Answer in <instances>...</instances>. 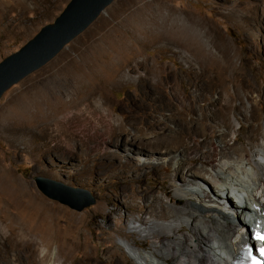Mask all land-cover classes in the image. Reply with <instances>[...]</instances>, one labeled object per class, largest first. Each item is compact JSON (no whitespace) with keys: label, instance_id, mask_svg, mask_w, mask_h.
Segmentation results:
<instances>
[{"label":"rangeland","instance_id":"374dc122","mask_svg":"<svg viewBox=\"0 0 264 264\" xmlns=\"http://www.w3.org/2000/svg\"><path fill=\"white\" fill-rule=\"evenodd\" d=\"M70 1L12 0L5 5L0 0V63L54 23ZM258 19L264 20V0H115L55 59L12 87L0 100V176L25 191L0 196L6 213V218H0V249L6 252L0 264H14L15 255L22 264H44L37 249L41 238L50 241L52 248L60 245L58 240L64 241L68 257L58 258V264H106L102 251L94 254L93 247L119 246L132 235L129 221L143 215L130 208L143 207L141 195L134 202L130 197L144 190L166 198L163 187L174 194L169 189L171 174L176 170V180L181 181L182 156L164 155L169 172H152L158 157L133 147L130 137L112 144L111 126L122 124L129 134L137 135L153 123L159 129L169 126L188 132L193 130L194 113L202 116L204 112L211 126L207 141L213 145L220 130L213 115L226 126L238 120L237 134L230 139L238 147L253 129L245 114L256 116L264 130V26L257 27ZM219 34L231 45L228 55L217 41ZM91 56L101 59L89 66ZM67 64L76 79L69 90L82 91L65 95L59 102L44 100L47 133L54 138L59 135L45 144L40 137L33 138L37 126L30 123L25 106L21 107L26 104L24 94L31 80L47 78L67 69ZM89 90L97 92L91 104L83 99ZM70 103L76 105L56 118L52 115V109ZM225 103H229L227 110L219 111ZM54 119L62 123L60 131ZM197 120L198 129L204 131V123ZM207 141L198 137L186 144L203 147ZM174 157L173 165L169 160ZM201 162L191 161L192 165ZM122 165L125 170L119 169ZM37 178L78 191L79 195L52 187L55 194L73 198L77 204L89 198L95 204L81 211L72 209L46 196ZM31 190L75 215L74 226L67 227V213H61L58 236V229L46 224L35 209L26 207L17 213L12 208L15 199L29 203ZM24 228L30 233L27 238L21 236Z\"/></svg>","mask_w":264,"mask_h":264},{"label":"bare ground","instance_id":"6f19581e","mask_svg":"<svg viewBox=\"0 0 264 264\" xmlns=\"http://www.w3.org/2000/svg\"><path fill=\"white\" fill-rule=\"evenodd\" d=\"M1 1L5 5L12 4V0ZM20 6L22 10L26 9L23 3H20ZM11 7L14 6L11 5ZM256 25L262 28L264 20L258 19ZM217 37L220 47H224L228 55L231 50L230 43L220 34ZM98 58L101 59V56H91L87 58L86 64L92 66ZM70 67L67 64V69L64 67L47 78L39 77V79L31 80L24 94L26 104H22L21 107L25 106L24 111L30 115V123L37 126V133L34 132L33 138L40 137L45 144L56 141L55 138L59 135L54 138L47 133L49 125L46 124L48 115L43 108L44 100L48 99L49 103L59 102L65 95L72 92L79 93L81 90L77 87L73 88L72 92L69 90L71 81L76 80L73 79ZM79 71H83L82 67ZM96 93V90H89L83 98L84 102L91 104ZM43 96L45 99H42ZM73 105L76 104L70 103L54 108L52 115L56 118ZM228 106L229 103H225L219 111L227 110ZM34 108L36 112H32ZM194 115L197 117L192 119L193 130L190 129L188 132H180L169 126L159 129L157 123H153L147 131L140 130V135L129 134L125 129L126 126L122 124L108 129V137L112 139V144H120V141H124V136L126 139L130 137L128 143L133 147L137 146L141 151H149L153 157H158V163L151 166L152 172L168 173L171 167L165 165L162 158L167 154L169 156L172 152L176 153V157L182 156L180 161L184 163V167L181 181L176 180L178 177L176 170L171 174L172 183L169 189H172L173 195L166 187L162 188L167 200L144 190L138 191L137 194L133 192L130 198L134 202L141 195L143 207L131 205L130 208H137L143 215L139 220L129 221L132 235L120 241L119 246L102 243L93 247L94 254L99 250L102 251L106 264H231L240 246L247 242L251 218H261L264 212L263 127L261 129V123H258L259 119L256 116L249 117L245 114L246 120L252 124L253 129L242 146L238 147L230 143L232 141L230 139L237 134L238 120H233L226 126L223 119L213 115L212 119L220 129L213 145L207 141L211 135L207 115L204 112L202 116L196 112ZM197 118L204 123V131L198 129ZM53 123L60 131L62 123L56 119ZM148 133L152 136L146 138L145 135ZM198 137L207 141L203 147H189L186 144V141L193 142ZM237 141H239L238 138ZM253 146L256 148L254 151ZM193 158L200 159L202 162L192 165ZM176 161L175 157L169 160L173 165ZM119 169L125 170L123 165ZM24 191L22 185L8 180L6 176H0V196L7 192L17 194ZM30 193L33 198L29 203L33 206H30L28 202L26 204L24 201H16V197L11 196L15 199L14 205H11L12 208L17 213L26 207L35 209L42 214L46 224L51 223L58 229L60 214L67 211L47 202L32 190ZM5 214V210L0 206V218H6ZM74 216L67 213V227L74 226ZM53 226L50 227L53 228ZM9 229H11L10 226ZM58 230L56 233L59 236L61 232L60 229ZM29 234L24 228L21 236L27 238ZM5 239L8 241L9 237ZM58 242L60 245L56 248H52L51 242L42 238L40 244L36 243L44 264H58V258L68 257L64 253V241L61 243L58 240ZM5 255L6 252L0 249V260ZM12 262L22 264L16 255Z\"/></svg>","mask_w":264,"mask_h":264},{"label":"water","instance_id":"95a60500","mask_svg":"<svg viewBox=\"0 0 264 264\" xmlns=\"http://www.w3.org/2000/svg\"><path fill=\"white\" fill-rule=\"evenodd\" d=\"M115 0H71L62 14L16 53L0 63V100L15 85L55 59L70 43L82 35ZM38 188L51 199L81 211L95 204L90 199L77 204L72 198L55 194L52 187L62 186L44 178L36 179ZM79 195L78 191L62 188ZM87 198V197H86Z\"/></svg>","mask_w":264,"mask_h":264},{"label":"snow or ice","instance_id":"6c2138e0","mask_svg":"<svg viewBox=\"0 0 264 264\" xmlns=\"http://www.w3.org/2000/svg\"><path fill=\"white\" fill-rule=\"evenodd\" d=\"M261 239H264V237H262Z\"/></svg>","mask_w":264,"mask_h":264}]
</instances>
